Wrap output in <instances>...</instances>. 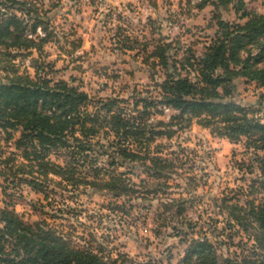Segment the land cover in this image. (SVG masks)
Masks as SVG:
<instances>
[{"label": "rangeland", "instance_id": "374dc122", "mask_svg": "<svg viewBox=\"0 0 264 264\" xmlns=\"http://www.w3.org/2000/svg\"><path fill=\"white\" fill-rule=\"evenodd\" d=\"M204 1H46L48 11L52 2L60 3L49 16L61 42L53 40L45 47L48 57L41 63L54 64V70L45 68L42 77L66 81L86 92L92 100L90 114H97L101 102L119 100L127 117L134 116L147 127H157L159 122L171 124L180 112L159 104L162 94L156 85L164 81V73L159 69L154 76L155 71L144 63V53L137 55L143 46H137L149 42L151 53L160 39H167L175 46L179 59L188 57L190 50L202 57L218 31L220 18L230 24H244L248 20L240 18L247 12L264 16V0H244L240 15L233 7L228 12H217L209 0L201 9ZM125 42L136 51L124 50ZM74 45L81 48L75 51ZM38 58L34 53L33 57L17 61L21 73L35 77L31 66ZM260 67L264 68V62ZM4 76L0 73V79ZM236 84L235 102L264 124V89L244 79H238ZM143 99L158 104L148 110L152 115L149 119L141 118L143 105L138 111L133 109ZM186 126L184 120L182 125L167 129L177 132L171 139L156 137L143 147L130 145L133 150L144 148L141 154L174 161L176 168L169 173V179L148 176L141 162L123 163L116 156L118 139L112 133L107 136L108 129L90 140L96 152L87 163L82 160L73 165L79 182L103 185L119 176L137 192L132 198L117 199L109 190L100 191L84 183L73 187L54 176L50 177L52 182L45 183L46 191L41 194L0 176V209L9 206L26 223L45 224V228L55 230L74 249L93 250L105 261L118 264H185L195 240L214 244L222 258L243 260L253 257L254 252L264 255L256 243V238L264 236L258 224L251 220L247 229L239 227L226 209L235 205L248 208L246 204L254 200L257 206L264 207V163L258 158H264V152L248 149L245 138L232 143L213 137L196 122ZM20 136L15 133V139L7 142L5 135H0L1 160L15 154L18 163L23 162L22 153L15 147ZM70 140L73 142L72 137ZM49 159L62 167L73 162L66 150H54ZM142 181L151 182L159 194L146 195L149 186Z\"/></svg>", "mask_w": 264, "mask_h": 264}, {"label": "trees", "instance_id": "16d2710c", "mask_svg": "<svg viewBox=\"0 0 264 264\" xmlns=\"http://www.w3.org/2000/svg\"><path fill=\"white\" fill-rule=\"evenodd\" d=\"M46 1L53 0H0V73L6 75L0 79V135H5L10 142L15 139V133H20L15 147L23 159L18 163L15 154L5 160L0 158V167H3L0 176L5 177L6 182L11 178L13 184L19 182L44 194L45 183L52 182L50 177L54 176L73 187L84 183L100 191L109 190L117 199L132 198L137 192L130 189L122 177L116 176L103 185L96 181L79 182L76 177L77 169L73 165L90 160L96 152L90 140L103 129L109 130L107 136L111 133L116 135V156L123 163L141 162L147 175L156 179H169V173L176 168L175 162L141 154L144 148L133 150L130 145L143 147L154 142L156 137L171 139L177 132L167 129L182 125L184 120L187 128L196 122L209 130L213 137L232 143L245 138L249 143L248 149L264 152V124L251 117V113L234 100L238 79L264 89V68L260 67L264 62V16L247 12L240 18L248 20L244 24H230L220 18L218 31L202 57L190 50L188 57L179 59L175 46L167 39H160L151 53L148 52L151 43L137 46H143L137 55L144 53V63L155 71L154 76L159 69L164 73V81L156 85L162 94L159 104L180 112L179 116L173 117L171 124L159 122L157 127L165 130L157 132V127H147L134 116L127 117L128 112L121 107L119 100L101 102L97 114H90L88 107L92 100L86 92L66 81L54 82L42 77L46 73L45 68L54 67V64L46 66L41 63L48 57L45 47L53 40L61 42L49 16V12L60 7V3L54 5L52 2L53 7L48 11L45 9ZM209 1L217 12H228L233 7L237 8L239 15L244 5V0ZM207 3L205 0L201 9ZM39 29L43 35L38 33ZM74 47L78 51L81 45ZM251 47L258 52L255 54ZM123 49L136 51L127 42ZM34 53L39 56L33 60L35 66H31L36 76L22 74L16 62L33 57ZM156 102L139 100L133 109L138 111L143 105L141 118L149 119L152 115L148 110L157 108ZM54 150L70 151L73 162L62 167L51 161L49 157ZM258 158L264 163V158ZM142 182L149 186L146 195L156 197L159 194L156 187L150 186L151 182ZM246 206L248 208L226 206V209L239 227L247 229L252 220L264 232V207L257 206L255 200ZM45 227L39 223H26L9 206L0 209V264H118V261H105L100 253L93 250L74 249L58 232ZM261 237L256 238V243L264 252V236ZM189 253L185 264H264V255L256 252L253 257L247 256L243 260L222 258L214 244L207 240H195Z\"/></svg>", "mask_w": 264, "mask_h": 264}, {"label": "built area", "instance_id": "2783aa9c", "mask_svg": "<svg viewBox=\"0 0 264 264\" xmlns=\"http://www.w3.org/2000/svg\"><path fill=\"white\" fill-rule=\"evenodd\" d=\"M38 33H39L40 35H43L41 29L38 30Z\"/></svg>", "mask_w": 264, "mask_h": 264}]
</instances>
